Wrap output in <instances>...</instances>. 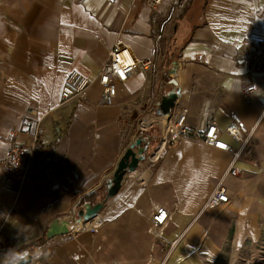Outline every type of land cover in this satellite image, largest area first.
Instances as JSON below:
<instances>
[{
  "label": "crops",
  "instance_id": "1",
  "mask_svg": "<svg viewBox=\"0 0 264 264\" xmlns=\"http://www.w3.org/2000/svg\"><path fill=\"white\" fill-rule=\"evenodd\" d=\"M147 3L0 0V264L27 256L31 264H216L264 240V73L249 75L244 63L245 45L264 44V0H181L186 42L169 44L162 39L164 5ZM119 39L152 64L120 85L107 105L98 77ZM199 54L204 63L196 62ZM73 71L92 84L88 99L71 111L60 105ZM246 85L255 86L250 101ZM144 91L154 100L142 106ZM177 92L194 129L207 100L225 141L234 144L226 133L231 112L256 127V160L242 159L241 175L225 179L230 202L205 208L231 154L189 141L152 169L141 162L107 199L126 153L134 145L145 154L153 148V141L139 140L140 119ZM35 115L43 119V146L33 176L19 187L4 158L12 145L31 143ZM88 203L103 205L93 230L80 225ZM160 207L170 212L164 241L150 233Z\"/></svg>",
  "mask_w": 264,
  "mask_h": 264
},
{
  "label": "built area",
  "instance_id": "2",
  "mask_svg": "<svg viewBox=\"0 0 264 264\" xmlns=\"http://www.w3.org/2000/svg\"><path fill=\"white\" fill-rule=\"evenodd\" d=\"M180 3L181 0H148L147 3L152 9H156L159 5H164L165 10L161 11L160 14L165 18L162 39L168 44L174 39L186 42L185 24L182 22V14L179 12ZM163 54L166 57L169 56L168 51ZM195 60L198 63H204L205 56L199 54ZM244 63L249 75L264 73V44L251 43L245 45ZM151 64V60H141L135 56L130 42L119 39L109 51L108 61L98 77V81L104 89L102 103L112 105L117 98L118 87L127 83L142 71H147ZM91 84L92 80L90 78L75 71L71 72L62 90L60 108L72 111L79 102L87 100ZM254 93V85H246L244 87V97L247 101L253 98ZM142 98V106L146 101L154 100L147 91L143 92ZM158 112L159 106L157 103L150 106L139 121V140L146 145L150 141L156 143L150 156L145 161L148 167L150 169L156 167L162 155L182 141L208 145L230 153L232 156L230 168L218 183L205 208L215 209L228 204L230 202V189L225 184V179L228 176L241 175L242 170L239 167V163L242 159L256 160V127H248L238 113L231 112V122L226 128V133L234 140V144H231L221 137V130L215 121L217 108L211 100H207L202 107L201 122L197 129L192 128L188 123L191 111L187 107L176 104L175 108L168 114L164 115ZM128 115L129 112L123 109L121 116L127 120ZM44 135L43 119L35 115L32 125L31 143L12 145L4 158L7 171L18 183L19 187L23 186L33 176L34 161L41 154ZM45 154L46 163H49L51 161V153L47 150ZM144 155H146L145 152L137 154V157H144ZM80 210L84 215L86 212L85 206H82ZM169 217L170 212L165 207H160L151 219L150 233L159 240H165L161 230L166 225ZM80 225L83 230H93L95 228L92 219L85 221L83 218ZM176 245L177 241L171 243L172 248ZM0 253H2L1 245Z\"/></svg>",
  "mask_w": 264,
  "mask_h": 264
},
{
  "label": "water",
  "instance_id": "3",
  "mask_svg": "<svg viewBox=\"0 0 264 264\" xmlns=\"http://www.w3.org/2000/svg\"><path fill=\"white\" fill-rule=\"evenodd\" d=\"M179 98V93H171L165 96L161 101H159V114H168L171 112L172 109L175 108L176 103ZM141 142V141H140ZM136 149V145H134L124 156L123 160L118 166V169L115 173L114 179L112 181V186L108 190L107 199L115 197L121 190L122 182L125 176L137 170L140 163L144 161V157H137V154H143L146 150H139L138 153L134 151ZM103 205L95 204V203H88L85 205V214L83 218L85 221L91 220L95 218L100 211L102 210ZM32 256H27L22 259L18 264H31Z\"/></svg>",
  "mask_w": 264,
  "mask_h": 264
},
{
  "label": "rangeland",
  "instance_id": "4",
  "mask_svg": "<svg viewBox=\"0 0 264 264\" xmlns=\"http://www.w3.org/2000/svg\"><path fill=\"white\" fill-rule=\"evenodd\" d=\"M155 146L156 143L153 142L152 147ZM151 151L152 149L144 155V161L148 159ZM216 264H264V240L250 250L244 252L241 251L239 253H229L224 259Z\"/></svg>",
  "mask_w": 264,
  "mask_h": 264
},
{
  "label": "bare ground",
  "instance_id": "5",
  "mask_svg": "<svg viewBox=\"0 0 264 264\" xmlns=\"http://www.w3.org/2000/svg\"><path fill=\"white\" fill-rule=\"evenodd\" d=\"M92 220H94V218Z\"/></svg>",
  "mask_w": 264,
  "mask_h": 264
}]
</instances>
